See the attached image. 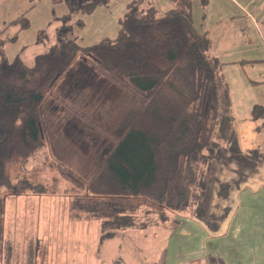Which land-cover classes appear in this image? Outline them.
I'll return each mask as SVG.
<instances>
[{"label":"trees","instance_id":"1","mask_svg":"<svg viewBox=\"0 0 264 264\" xmlns=\"http://www.w3.org/2000/svg\"><path fill=\"white\" fill-rule=\"evenodd\" d=\"M173 1V9L161 12L146 7L144 0H132L118 35L88 46L76 35V26L84 22L69 13L59 19L56 41L31 65L22 57L24 50L9 60L0 49V196L3 188L24 183L31 189L25 175L33 158L46 147L55 153L45 105L49 97L64 102L55 90L81 63L80 73L89 80L74 79L77 92H93L98 70L134 95L140 106L122 131H104L109 146L95 180L66 173L84 191L73 200L72 218L101 221L102 239L115 236L118 229L148 225L137 219L141 199L162 207L161 221L182 214L205 218L211 165L223 146L212 143L210 113L216 118L225 111L223 123L228 125L222 128L229 141L224 145L233 153L240 150L229 88L221 62L211 52L210 33L197 30L193 0ZM10 25L26 29L29 21L22 17ZM42 33L46 36V30ZM263 110L256 105L253 117ZM251 156L264 160L256 151ZM36 186L37 192L46 191L43 184Z\"/></svg>","mask_w":264,"mask_h":264},{"label":"rangeland","instance_id":"2","mask_svg":"<svg viewBox=\"0 0 264 264\" xmlns=\"http://www.w3.org/2000/svg\"><path fill=\"white\" fill-rule=\"evenodd\" d=\"M131 1L0 0V31L8 27L0 35V49L4 50L9 60H13L24 50L22 57L31 65L36 55L47 52L56 41V29L61 24L59 19L69 13L73 14L74 20L81 19L84 22L83 27L76 26V35L81 44L93 45L106 38H115ZM171 1L173 0H144V3L146 6L151 2V6L164 12L168 10ZM193 5L195 24L200 31L213 26L216 28L220 23L222 30L225 27L223 18L232 12L231 7L226 4V8L222 0H207L205 4L203 0H193ZM254 16L260 23V16ZM22 17L29 21L28 28L21 29L20 25H10ZM248 21L238 27V36L227 45L228 56L220 53L221 60L234 56V53L244 54L247 58L253 55L264 56V43L251 20ZM260 25L262 27V23ZM44 30L46 36L42 33ZM243 32L246 35L242 37ZM39 35L42 41H38ZM14 37L16 39L12 40ZM235 40L238 41L233 42ZM80 61L85 64L84 59ZM78 64H75L68 79L61 81L55 90L58 97L64 98V102L49 97L45 105L52 127L55 153L51 155L46 147L33 158V164L31 163L25 175L31 189L24 183L17 188H3L1 191L0 264H35L36 257V264L82 263V259L84 264H165V229L157 225L162 222L160 216L163 209L143 199L137 201V219L139 223L153 224L154 230L118 229L115 236L102 239L99 223L94 222L85 232L72 234L69 238L64 237L65 232L70 229L66 225L73 224L69 219V216H73L70 214L73 200L84 193L66 173L72 171L76 177H86L87 181L95 180L109 146L104 131H122L140 106L134 95L107 79L98 70H94L97 77L94 79L93 89L90 90L93 92L86 95L77 92L73 89L72 81L88 79V75H81V63ZM249 68L248 63L247 69ZM224 112L220 110V116L216 118L210 113L209 132L213 145H224L229 141L228 133L224 134L222 128L228 125V121L223 123ZM42 184L46 191L37 192L39 188L36 185ZM38 223L41 224L39 229ZM45 223L53 224L52 230H47L49 226ZM45 231L50 234L52 232L53 235L45 237ZM40 237L44 240L43 246L45 245L42 250L38 249ZM67 239L73 241L69 242Z\"/></svg>","mask_w":264,"mask_h":264},{"label":"crops","instance_id":"3","mask_svg":"<svg viewBox=\"0 0 264 264\" xmlns=\"http://www.w3.org/2000/svg\"><path fill=\"white\" fill-rule=\"evenodd\" d=\"M222 1L225 7L227 4L232 10L222 20L225 27L221 30L220 23L216 28L213 26L197 30L210 33L211 52L221 62L232 101L233 129L240 152L233 153L227 145H223L219 149L218 158L212 162L204 197V219L191 214L171 215L168 220L157 224L165 229V264H264V160L256 161L251 156L253 151L264 156V110L260 111L262 114L259 118L253 117L256 105H261L264 109V56L253 55L250 57L255 58H247L244 54L234 53V56L224 60L219 57L220 53L228 56L227 45L238 36V27L244 22L248 23V20H251L264 43V0H229L231 3L228 0ZM150 3L146 6H151ZM175 6V2L171 1L168 10ZM254 15L260 16L262 27ZM244 35L246 32H243L242 37ZM236 41L238 40L233 42ZM222 216L224 217L219 218ZM69 219L73 224L66 225L70 229L65 232L64 237L85 232L94 222L99 223L101 231L99 220H73L70 216ZM45 224L49 226L47 230H52L53 224ZM39 225L41 224L38 223V229ZM134 229L155 228L153 224H149L145 228ZM47 235L53 234L45 231L44 236ZM42 241L44 240L40 237L38 249L41 250L45 246ZM87 246L89 256V245ZM99 253L98 248L97 254ZM83 261L84 259L82 263L79 261L72 264H84Z\"/></svg>","mask_w":264,"mask_h":264}]
</instances>
